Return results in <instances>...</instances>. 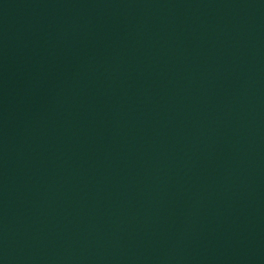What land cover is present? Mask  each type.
<instances>
[{
  "label": "water",
  "instance_id": "1",
  "mask_svg": "<svg viewBox=\"0 0 264 264\" xmlns=\"http://www.w3.org/2000/svg\"><path fill=\"white\" fill-rule=\"evenodd\" d=\"M264 75V0H0V250Z\"/></svg>",
  "mask_w": 264,
  "mask_h": 264
}]
</instances>
